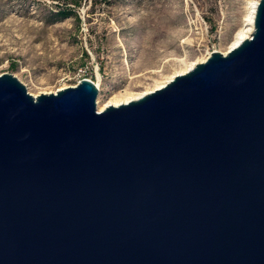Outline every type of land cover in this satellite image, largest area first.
<instances>
[{"label": "water", "instance_id": "1", "mask_svg": "<svg viewBox=\"0 0 264 264\" xmlns=\"http://www.w3.org/2000/svg\"><path fill=\"white\" fill-rule=\"evenodd\" d=\"M98 92L0 74V264H264V0L228 53Z\"/></svg>", "mask_w": 264, "mask_h": 264}, {"label": "rangeland", "instance_id": "2", "mask_svg": "<svg viewBox=\"0 0 264 264\" xmlns=\"http://www.w3.org/2000/svg\"><path fill=\"white\" fill-rule=\"evenodd\" d=\"M248 10L249 0H0V74L38 94L83 78L101 83V99L142 90L226 49Z\"/></svg>", "mask_w": 264, "mask_h": 264}, {"label": "bare ground", "instance_id": "3", "mask_svg": "<svg viewBox=\"0 0 264 264\" xmlns=\"http://www.w3.org/2000/svg\"><path fill=\"white\" fill-rule=\"evenodd\" d=\"M259 1L260 0H249V10L244 19L245 23L236 30V32L234 33L233 39L229 43L228 47L226 49L220 50L224 54L228 53L230 49L239 45L244 39L249 38L253 35L255 31V16H256L257 6L259 4ZM207 58L208 56H203V57H198L191 61H187L184 67H181L180 69L173 71L171 74L165 75L163 79H160V80L156 79L152 84L146 86L142 90H133L130 88H125L120 91L113 90L106 99H101V97L98 95L97 109L101 111V110H104L109 105H120V104L128 103L132 100L141 98L142 96L158 88L165 86L168 82H170L178 74H183V73L188 72L198 62L205 61ZM136 76L137 75L134 76L131 74V79ZM97 86L99 87V89H101L100 82H97ZM61 88H64V87H59L58 89H55L53 91H47V92H56L57 90ZM33 94L36 96L38 93H33Z\"/></svg>", "mask_w": 264, "mask_h": 264}, {"label": "trees", "instance_id": "4", "mask_svg": "<svg viewBox=\"0 0 264 264\" xmlns=\"http://www.w3.org/2000/svg\"><path fill=\"white\" fill-rule=\"evenodd\" d=\"M64 3H74L75 5H79L80 0H63ZM61 2L57 3V6H60ZM57 13H61L63 16H69L71 14L75 13V9L74 8H69V10H67V12H63L61 10H59ZM76 14V13H75Z\"/></svg>", "mask_w": 264, "mask_h": 264}, {"label": "built area", "instance_id": "5", "mask_svg": "<svg viewBox=\"0 0 264 264\" xmlns=\"http://www.w3.org/2000/svg\"><path fill=\"white\" fill-rule=\"evenodd\" d=\"M211 54V52H209V55Z\"/></svg>", "mask_w": 264, "mask_h": 264}]
</instances>
